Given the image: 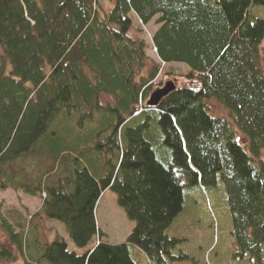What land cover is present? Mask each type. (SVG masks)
Masks as SVG:
<instances>
[{
    "label": "trees",
    "instance_id": "1",
    "mask_svg": "<svg viewBox=\"0 0 264 264\" xmlns=\"http://www.w3.org/2000/svg\"><path fill=\"white\" fill-rule=\"evenodd\" d=\"M258 7L264 0H0V185L41 197L43 216L82 249L59 233L27 264H138L139 251L152 264H194L174 253L186 239L169 234L184 210L172 167L191 173L193 164L203 186L225 187L232 258L264 263ZM153 21L159 63L141 37ZM165 64L186 70L163 73ZM168 77L176 89L147 105ZM213 102L223 113L211 111ZM178 123L193 135L190 152ZM31 158L40 166L20 163ZM107 190L134 222L123 242L97 225ZM6 229L23 250V233ZM0 258L14 259L3 243Z\"/></svg>",
    "mask_w": 264,
    "mask_h": 264
},
{
    "label": "rangeland",
    "instance_id": "2",
    "mask_svg": "<svg viewBox=\"0 0 264 264\" xmlns=\"http://www.w3.org/2000/svg\"><path fill=\"white\" fill-rule=\"evenodd\" d=\"M258 11H261L264 17V7H258ZM138 22V19L135 18V23L138 24ZM156 29L157 25L154 21L149 23L145 26V33L141 37L146 39L149 44L148 54L151 60L159 63L158 54L151 40ZM262 54L264 56V42ZM150 63L148 68L152 65ZM169 68L178 72L186 70L183 65L165 64L162 72L165 73ZM163 77L162 75L158 76L155 82L159 83ZM170 80L174 81L173 78H165L160 87ZM177 82L179 83V81ZM208 106L212 108L211 111L214 114L223 113V109L217 104L208 103ZM178 126L182 129L179 123ZM195 126L198 125L195 124ZM189 132L188 130L186 134L183 129L181 130L186 152L189 151L186 148V142L193 137ZM188 154L191 165V153ZM32 162L38 167L40 166L37 158L20 161L21 164ZM212 163L209 166L216 171L219 166L218 160L215 159ZM190 168L191 173L185 172L180 166L172 167L174 178L184 190V210L169 229V234L186 239L174 249V253L178 254L180 251L188 253L194 259V264H247L232 258L235 250L232 233L233 221L224 185L221 183L218 187L203 186L200 181L202 170L195 164ZM193 173L199 177L197 181L190 178L189 175ZM96 220L99 229L103 230L112 242L125 241L134 227V222L129 220L124 210L118 206L116 195L112 190H107L99 200L96 207ZM7 224L11 225L14 231L23 233L25 239L23 250H19L10 240L6 229ZM59 233L66 237L71 250L82 251L73 244L61 224L43 216L41 197L32 196L24 190L3 189L0 185V243L7 245L14 255V259L10 260L0 258V264H27L28 261L37 259L41 255L42 245L53 240ZM137 253L139 255L134 254V259L138 264H152L140 251ZM248 263L258 264L255 259L249 260ZM173 264L193 263L181 261ZM262 264L264 263L262 262Z\"/></svg>",
    "mask_w": 264,
    "mask_h": 264
},
{
    "label": "water",
    "instance_id": "3",
    "mask_svg": "<svg viewBox=\"0 0 264 264\" xmlns=\"http://www.w3.org/2000/svg\"><path fill=\"white\" fill-rule=\"evenodd\" d=\"M174 89H176V84L174 81H168L165 83L163 87H160L152 92L149 100L147 101V105L149 106H157L160 101L166 97L169 93H171Z\"/></svg>",
    "mask_w": 264,
    "mask_h": 264
},
{
    "label": "crops",
    "instance_id": "4",
    "mask_svg": "<svg viewBox=\"0 0 264 264\" xmlns=\"http://www.w3.org/2000/svg\"><path fill=\"white\" fill-rule=\"evenodd\" d=\"M214 103V102H213ZM212 105H214V104H212ZM223 112V111H222Z\"/></svg>",
    "mask_w": 264,
    "mask_h": 264
}]
</instances>
